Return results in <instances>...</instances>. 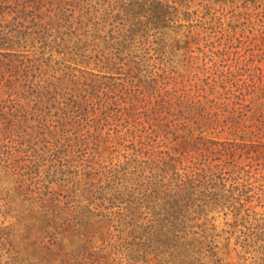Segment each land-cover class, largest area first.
I'll return each mask as SVG.
<instances>
[{"label": "rangeland", "instance_id": "374dc122", "mask_svg": "<svg viewBox=\"0 0 264 264\" xmlns=\"http://www.w3.org/2000/svg\"><path fill=\"white\" fill-rule=\"evenodd\" d=\"M134 1L0 0L2 27L33 14L26 26L44 36L0 54V264H130L131 250L147 253L138 264H166L181 249H158L161 261L156 249L116 246L119 212L141 198L132 179L171 159L244 204L238 218L215 214L224 263L264 264V0H166V27L104 23ZM97 8L96 25L81 28ZM23 200L104 223L91 246L66 234L50 251L53 237L22 229L12 203Z\"/></svg>", "mask_w": 264, "mask_h": 264}, {"label": "trees", "instance_id": "16d2710c", "mask_svg": "<svg viewBox=\"0 0 264 264\" xmlns=\"http://www.w3.org/2000/svg\"><path fill=\"white\" fill-rule=\"evenodd\" d=\"M130 6L131 8H126L125 11L115 15H113V11L106 10L104 23L108 24L110 18L115 16L116 20L130 23L134 28L133 31L136 32L141 27H147L150 24L166 27L172 15L169 9L170 5L166 0H153L152 3L150 0H135ZM97 9L93 13L87 12L80 15L78 23L81 28L96 25L95 19L98 17L97 12L99 11ZM33 16V14H25V23H21L19 26L13 23L3 27L0 25L3 28L0 32V54L8 57L16 56V53H10L7 50L13 49L15 44H21L30 39L35 41L44 37L36 28L34 31H30L31 27L26 26L27 20L31 17L33 19ZM55 16L58 22L65 20L66 23H69L63 25L64 27L73 29L72 15L58 13ZM82 18L87 21L84 23ZM9 27L11 29H7ZM74 29L78 30V27ZM78 33L74 31L72 35H78ZM128 37L130 40L133 39L132 35ZM74 61L77 62L76 59ZM81 62L87 64L85 60L81 61L80 59ZM6 159L1 158L0 165ZM5 167L2 165V168ZM123 180L128 182L126 176ZM213 180L214 178L206 173L182 172L176 165V159L150 162L146 169L139 171L137 176L132 179V183L140 187V191H142L141 198L140 202L134 203L133 206L130 204L125 208V212H119L120 225L122 226L120 233L122 232V234H119L120 244L116 247L118 249H156L157 256L163 254L161 261H166L168 253L158 249H181L177 253L170 252L166 264H182L186 258H191L192 262L195 261L196 264H228L224 263L223 258L214 250L228 249V245L225 244L222 248L219 246L218 239L221 234L217 233V227L213 220L216 213L230 208L235 210V217L238 218L244 204L236 198L235 189H227L226 184ZM17 204L12 203L17 212L19 223L23 222L22 229L24 231L30 233L38 228L41 233L55 239L49 247L50 251L55 247L60 249L66 247L63 243L57 242L56 238L58 235H63L64 238L70 237L66 234L77 238L80 244L79 248L91 246L95 235L98 234V228L104 223L103 218L95 220L82 207L66 211L58 210V205H49L45 202L36 205L23 200ZM70 212H72V216ZM65 225L67 228H63ZM188 228L197 230L189 233L187 232ZM186 249L193 250L188 252ZM146 254L142 255L139 250H131L127 253L128 259L132 261L130 264H138L139 259L145 258ZM206 254L210 258L208 261H205Z\"/></svg>", "mask_w": 264, "mask_h": 264}]
</instances>
